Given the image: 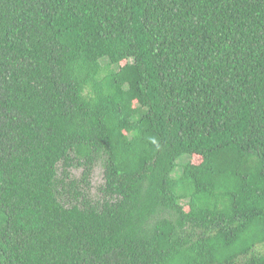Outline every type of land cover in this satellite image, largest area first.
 Masks as SVG:
<instances>
[{
	"label": "trees",
	"instance_id": "16d2710c",
	"mask_svg": "<svg viewBox=\"0 0 264 264\" xmlns=\"http://www.w3.org/2000/svg\"><path fill=\"white\" fill-rule=\"evenodd\" d=\"M0 264H264V0H0Z\"/></svg>",
	"mask_w": 264,
	"mask_h": 264
},
{
	"label": "rangeland",
	"instance_id": "374dc122",
	"mask_svg": "<svg viewBox=\"0 0 264 264\" xmlns=\"http://www.w3.org/2000/svg\"><path fill=\"white\" fill-rule=\"evenodd\" d=\"M102 65H106L105 61H102ZM181 164V163H180ZM74 178L79 179L81 175V170H74L72 172ZM103 185V174L100 166L96 167L93 170L91 179H90V193L92 197H96L98 195L99 188Z\"/></svg>",
	"mask_w": 264,
	"mask_h": 264
}]
</instances>
